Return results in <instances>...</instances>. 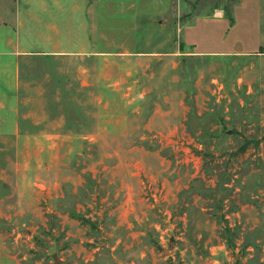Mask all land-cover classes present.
<instances>
[{
	"label": "rangeland",
	"instance_id": "rangeland-1",
	"mask_svg": "<svg viewBox=\"0 0 264 264\" xmlns=\"http://www.w3.org/2000/svg\"><path fill=\"white\" fill-rule=\"evenodd\" d=\"M46 1L71 52L22 62L0 264H264V0Z\"/></svg>",
	"mask_w": 264,
	"mask_h": 264
},
{
	"label": "crops",
	"instance_id": "crops-1",
	"mask_svg": "<svg viewBox=\"0 0 264 264\" xmlns=\"http://www.w3.org/2000/svg\"><path fill=\"white\" fill-rule=\"evenodd\" d=\"M1 2H3L6 11L0 16V27L5 29L4 33L0 35V137L11 134L17 135V133L34 136L37 133L22 132L17 122V120L26 119L30 115H20V111L18 112L15 106L19 103L31 104L34 102L32 95L22 97L19 91L20 88H28L33 83L32 78L21 77L22 62L26 58L46 55L50 44L52 51L49 52L52 54L71 52H66L63 44L54 46L58 38H64L65 30L58 28L59 24L66 21L63 15L58 13L60 10L63 11V6L57 3V11L51 15V20L47 21L43 17V14L48 12L46 0H26L23 2L22 0H2ZM77 9L74 8L73 11ZM24 17H28L30 22L27 23ZM77 17L72 21L75 24L79 21ZM22 28L28 37L22 36V34L20 36ZM10 29H13L12 32ZM92 32L91 29L84 31L80 26L74 28L73 36L78 50L82 47L85 48L86 45L88 49L92 48V39L94 38ZM89 53L95 56L100 54L94 51ZM40 87L42 88V86ZM41 94L40 91V97ZM35 102L42 104L43 100L40 98ZM10 120H12V124L14 121L12 127L9 126Z\"/></svg>",
	"mask_w": 264,
	"mask_h": 264
},
{
	"label": "trees",
	"instance_id": "trees-1",
	"mask_svg": "<svg viewBox=\"0 0 264 264\" xmlns=\"http://www.w3.org/2000/svg\"><path fill=\"white\" fill-rule=\"evenodd\" d=\"M246 146H247V143H245L244 145H242L240 148H239V152H242L243 150L246 149Z\"/></svg>",
	"mask_w": 264,
	"mask_h": 264
}]
</instances>
